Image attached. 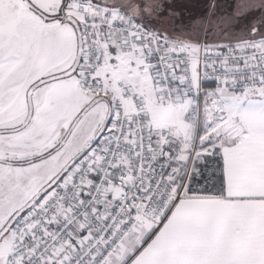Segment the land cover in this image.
<instances>
[{
  "label": "snow or ice",
  "instance_id": "snow-or-ice-1",
  "mask_svg": "<svg viewBox=\"0 0 264 264\" xmlns=\"http://www.w3.org/2000/svg\"><path fill=\"white\" fill-rule=\"evenodd\" d=\"M0 264H264V0H0Z\"/></svg>",
  "mask_w": 264,
  "mask_h": 264
}]
</instances>
